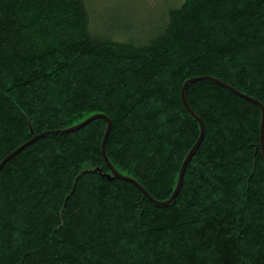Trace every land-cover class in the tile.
Instances as JSON below:
<instances>
[{
	"label": "trees",
	"instance_id": "1",
	"mask_svg": "<svg viewBox=\"0 0 264 264\" xmlns=\"http://www.w3.org/2000/svg\"><path fill=\"white\" fill-rule=\"evenodd\" d=\"M88 0H0V264H264V0H184L114 39ZM133 35V29H125ZM183 185L174 194L182 166ZM224 83V84H223Z\"/></svg>",
	"mask_w": 264,
	"mask_h": 264
},
{
	"label": "rangeland",
	"instance_id": "2",
	"mask_svg": "<svg viewBox=\"0 0 264 264\" xmlns=\"http://www.w3.org/2000/svg\"><path fill=\"white\" fill-rule=\"evenodd\" d=\"M184 0H88L91 25L99 33L114 32L113 38L125 40L143 37L142 27L148 34L163 23L166 13ZM125 29H133V35Z\"/></svg>",
	"mask_w": 264,
	"mask_h": 264
},
{
	"label": "water",
	"instance_id": "3",
	"mask_svg": "<svg viewBox=\"0 0 264 264\" xmlns=\"http://www.w3.org/2000/svg\"><path fill=\"white\" fill-rule=\"evenodd\" d=\"M205 77H195V78H190L188 79L185 84H184V88H183V100L185 102V105L186 107L188 108V110L194 114L200 121L201 123V126H202V133H201V136L199 138V140L197 141V143L195 144V146L192 148V150L190 151V153L188 154L183 166H182V169H181V172H180V176H179V181H178V186L174 192V194L172 195V197L168 200H157L155 199L137 180H135L134 178L132 177H129V176H126V175H123L121 174L112 164V162L110 161L109 157H108V154H107V151H106V144H107V140H108V137H109V134H110V131H111V128H112V121L111 119L106 116L105 114H96L88 119H86L85 121L77 124L76 126L72 127V128H69V129H66L65 131H71V130H76V129H79L83 126H85L88 122L92 121L93 119L95 118H98V117H104V118H107L108 122H109V126H108V129H107V132H106V135H105V138H104V142H103V151H104V155L106 157V160L109 164V166L112 168V170L114 171L115 175L117 177H120V178H124V179H128L132 182H134L135 184H137L143 191L144 193L153 201L155 202L156 204L158 205H168L170 204L175 198L176 196L178 195V193L180 192V189L183 185V180H184V175H185V170H186V167L189 163V161L191 160L194 152L197 150V148L199 147L200 143L202 142L203 138H204V134H205V126H204V122L202 121V119L197 115L195 114L192 109L189 107L187 101H186V89L188 87V85L193 82V81H196V80H199V79H203ZM224 84V83H223ZM258 104L261 105L262 109H263V123H262V146H263V152H264V106L257 100H255ZM54 131H47V132H43L41 134H38L37 136H35L32 140H30L29 142L23 144L21 147H19L18 149H16L14 152H12L10 155H8L1 163H0V170L3 168V166L5 165V163L12 157L14 156L15 154H17L19 151H21L22 149L25 148V146L27 144H29L30 142L36 140L37 138L39 137H42L48 133H52Z\"/></svg>",
	"mask_w": 264,
	"mask_h": 264
}]
</instances>
